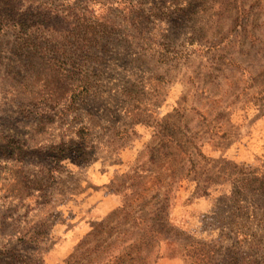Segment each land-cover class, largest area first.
<instances>
[{"label":"rangeland","instance_id":"374dc122","mask_svg":"<svg viewBox=\"0 0 264 264\" xmlns=\"http://www.w3.org/2000/svg\"><path fill=\"white\" fill-rule=\"evenodd\" d=\"M173 126L202 157L146 197L170 195L149 264H264L234 238L264 226V0H0V264L117 256L126 176Z\"/></svg>","mask_w":264,"mask_h":264},{"label":"trees","instance_id":"16d2710c","mask_svg":"<svg viewBox=\"0 0 264 264\" xmlns=\"http://www.w3.org/2000/svg\"><path fill=\"white\" fill-rule=\"evenodd\" d=\"M188 137H191L189 133L187 131L182 133L179 126H173L172 130L167 129L153 136L152 143L157 141L159 144H155L148 150L149 163L160 165L159 170L153 171L146 169L145 165L137 166L136 164L131 170L132 176H126L133 181L127 188L130 193L125 195L122 207L112 214V216L120 218L119 225L123 228V234L131 236L136 233L137 240L131 243L128 242L131 239L121 242L119 254L117 256L111 255L106 260H100L105 252V247H103L104 242L98 240L94 247H89L86 250L87 259H89L88 264H149V254L155 247L159 246L170 230L167 213L170 207V195L167 190L168 192L164 193L162 197L153 199L151 197L150 200H147L146 197L153 191L155 185L159 190L161 188L166 191V181L169 177L172 185H176L194 171V159L196 156L202 157V154L196 144L189 145L192 142L184 141V139H189ZM167 150H170L168 155L165 153ZM147 183L150 185L147 186ZM205 183L206 181L197 182L196 196L204 193ZM115 191L118 192L119 190ZM253 191H258L256 196L261 198L258 207L264 206V181L260 180ZM259 220L264 223V211L259 216ZM110 232H112L111 228ZM239 237L242 241L251 239L259 244H264V226L252 234H249L244 227L239 228L234 232V238ZM114 246L115 243L110 242V251ZM204 258L203 254L202 258H197V260L202 263ZM83 260L81 256L74 253L66 261V264H83Z\"/></svg>","mask_w":264,"mask_h":264}]
</instances>
